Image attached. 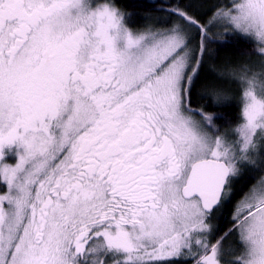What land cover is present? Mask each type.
I'll list each match as a JSON object with an SVG mask.
<instances>
[{"label":"snow or ice","instance_id":"1","mask_svg":"<svg viewBox=\"0 0 264 264\" xmlns=\"http://www.w3.org/2000/svg\"><path fill=\"white\" fill-rule=\"evenodd\" d=\"M173 11L139 31L117 0H0V264H264V175L215 243L210 223L264 169V68L230 139L191 106L206 29ZM214 19L264 60V0Z\"/></svg>","mask_w":264,"mask_h":264},{"label":"trees","instance_id":"2","mask_svg":"<svg viewBox=\"0 0 264 264\" xmlns=\"http://www.w3.org/2000/svg\"><path fill=\"white\" fill-rule=\"evenodd\" d=\"M224 0H117L119 7L126 13L130 14L127 23L133 30L142 31L144 29H163L170 27L177 22V16L173 11L179 7L186 10L190 15L198 20L199 25L206 29L207 42L211 44V54L237 57L247 54H254L258 49L247 44L237 37L228 36L218 38L212 34L208 25L211 23L213 14L217 7H222ZM191 36L192 46L195 48L197 37L202 36L198 29H193ZM198 50V49H196ZM213 58V57H211ZM196 67V65H193ZM199 69V68H198ZM202 69V68H201ZM201 72L194 78L191 89V106L196 111H205L214 117L216 127L222 133H227L229 138L232 136V129L240 121V108L237 103L229 102L217 103L212 105V97L206 89L207 81H203ZM215 101V100H214ZM241 185L238 186L240 188Z\"/></svg>","mask_w":264,"mask_h":264},{"label":"rangeland","instance_id":"3","mask_svg":"<svg viewBox=\"0 0 264 264\" xmlns=\"http://www.w3.org/2000/svg\"><path fill=\"white\" fill-rule=\"evenodd\" d=\"M226 3L230 4L231 0H224L221 6ZM215 14L216 11L213 14L211 23L208 25V28L210 27L215 37H237L247 44L252 43V45L257 48V42L253 38L245 37L242 34L234 32L230 28H226L222 22L214 19ZM191 34L192 30L190 31V35ZM201 37L202 36L196 38V40H200L201 42L195 41V49H198V56L201 55L200 47L203 45L202 60L199 64L198 72L195 75L197 76L201 72L200 75H202L203 81L208 80L205 87L213 98L212 105L216 106L219 102H235L238 104L241 111L242 82L238 77L245 71L260 72L262 68H264V60L261 59L259 52L237 57L229 56L228 54L213 55L210 52L212 49L211 44L207 42V38L202 40ZM233 73L236 75H233ZM215 92H220L222 94L219 100H217L214 95ZM231 136V138H234L235 134L232 133Z\"/></svg>","mask_w":264,"mask_h":264},{"label":"flooded vegetation","instance_id":"4","mask_svg":"<svg viewBox=\"0 0 264 264\" xmlns=\"http://www.w3.org/2000/svg\"><path fill=\"white\" fill-rule=\"evenodd\" d=\"M261 175H264V169L256 166L249 165L245 169L243 175L239 178L238 182L235 183L233 192L234 198L230 203L221 206L211 218V239L215 243L217 239L224 236L233 227V215L237 204L243 198L245 192H247ZM241 185L240 188L238 186ZM238 243V236L236 233L228 236L223 241V250L225 252V258H230V254L236 251V245Z\"/></svg>","mask_w":264,"mask_h":264}]
</instances>
